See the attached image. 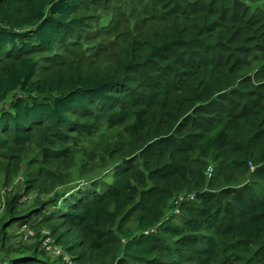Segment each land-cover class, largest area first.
Wrapping results in <instances>:
<instances>
[{
  "label": "trees",
  "instance_id": "1",
  "mask_svg": "<svg viewBox=\"0 0 264 264\" xmlns=\"http://www.w3.org/2000/svg\"><path fill=\"white\" fill-rule=\"evenodd\" d=\"M0 171V264H264V0H0Z\"/></svg>",
  "mask_w": 264,
  "mask_h": 264
},
{
  "label": "rangeland",
  "instance_id": "2",
  "mask_svg": "<svg viewBox=\"0 0 264 264\" xmlns=\"http://www.w3.org/2000/svg\"><path fill=\"white\" fill-rule=\"evenodd\" d=\"M90 144V145H89ZM85 149L86 154L89 156H91V160L88 161L89 164V168L87 170H85L83 172L82 175H80L77 171L78 166H79V161L77 159V154L75 158H65V160H63L62 162H59L57 166H54L50 169L49 173V177L52 176V174H54L55 177V181L51 182L50 180H45V182L48 185H52V183L57 182L59 179V174L63 179H61V185H65L68 186L70 184L73 183H77L79 181H81V179L83 180V178H86L88 175H91L93 173H96L98 171V169L101 168V166H103V163L100 162L95 156H97L98 154V149H94L93 146L95 143H89ZM86 159H84V161H82L81 164H85L87 161H85ZM21 167L23 168V165H21ZM31 174H35V172H32ZM51 174V175H50ZM81 177V178H80ZM10 183L8 185H5L6 182V174L3 171H0V207H2V210L0 211V218L4 215L5 209H6V200L9 197V195L15 191H17V194L20 196L19 197V205H21V207H26L29 205V203L31 201H33V199L35 198V194H26L25 192V184L23 181V178L20 175L15 176L13 178H11V180L9 181ZM64 186V187H65ZM51 195H49L50 197ZM23 208V209H24ZM25 208V209H26ZM1 209V208H0ZM24 223H18L12 226V228L9 230V235L11 237L9 241V245L12 243V249L14 250H18L23 246V243L26 242H30L33 238L36 232L35 229H33V225H28V226H24ZM42 233L44 234L45 238L41 239V243H42V248H44V250L47 253V256L50 259H54L55 257H58L61 255V248L59 246L54 245V240L51 239L48 235H49V231H42ZM9 245H6V247H8ZM14 245V246H13ZM48 250H52L51 251H47ZM56 249V250H55ZM55 251H59L60 254L57 255L55 253ZM11 256L10 254H4V252L0 251V259L2 258H7V257ZM64 260H66L64 258Z\"/></svg>",
  "mask_w": 264,
  "mask_h": 264
},
{
  "label": "clouds",
  "instance_id": "3",
  "mask_svg": "<svg viewBox=\"0 0 264 264\" xmlns=\"http://www.w3.org/2000/svg\"><path fill=\"white\" fill-rule=\"evenodd\" d=\"M187 201H193V197H188ZM175 205L180 206V204H176V203ZM178 212H179V208L174 209L173 214H178Z\"/></svg>",
  "mask_w": 264,
  "mask_h": 264
},
{
  "label": "built area",
  "instance_id": "4",
  "mask_svg": "<svg viewBox=\"0 0 264 264\" xmlns=\"http://www.w3.org/2000/svg\"><path fill=\"white\" fill-rule=\"evenodd\" d=\"M251 169H252V171H253V168H251ZM181 201H182V199L180 198L179 201L176 202V204H180ZM0 208H1V209H0V211H1V210H2V207H0ZM24 226H25V225H24ZM55 250H56V249H55ZM47 251H51V252H52V250H48V249H47ZM52 253H53V252H52ZM55 253H56L57 255L60 254L59 251H55Z\"/></svg>",
  "mask_w": 264,
  "mask_h": 264
}]
</instances>
